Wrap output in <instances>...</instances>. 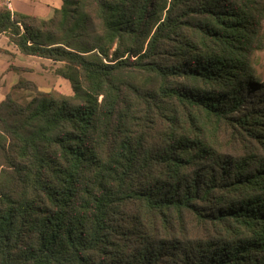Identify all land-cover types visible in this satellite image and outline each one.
<instances>
[{"label":"trees","instance_id":"obj_1","mask_svg":"<svg viewBox=\"0 0 264 264\" xmlns=\"http://www.w3.org/2000/svg\"><path fill=\"white\" fill-rule=\"evenodd\" d=\"M262 19L261 0L0 7L72 90L0 101V264H264Z\"/></svg>","mask_w":264,"mask_h":264},{"label":"rangeland","instance_id":"obj_2","mask_svg":"<svg viewBox=\"0 0 264 264\" xmlns=\"http://www.w3.org/2000/svg\"><path fill=\"white\" fill-rule=\"evenodd\" d=\"M261 1L264 8V0ZM259 34L262 37V48L253 52L251 61L259 77V82L264 88V19L261 20ZM0 47L11 54L8 58L12 68L7 69L0 81V84L3 85H0V101L6 94H10L18 101L29 100L37 95V90L32 88L15 87L20 79L32 81L36 88L42 92L55 91L65 94L72 92L69 81L54 73L55 65L50 60L21 53L3 36L0 37ZM19 84L24 85V83ZM262 95H264V90H262Z\"/></svg>","mask_w":264,"mask_h":264},{"label":"crops","instance_id":"obj_3","mask_svg":"<svg viewBox=\"0 0 264 264\" xmlns=\"http://www.w3.org/2000/svg\"><path fill=\"white\" fill-rule=\"evenodd\" d=\"M61 3L62 0H13L12 11H17L30 15H36L39 17H48L49 15H51L54 8H58L61 6ZM1 36L8 39V37L5 34H0V37ZM9 55L11 54H9L6 50L0 47V81L2 80L3 76L6 74L7 69L11 68L10 60L8 58ZM0 85L3 86L2 83Z\"/></svg>","mask_w":264,"mask_h":264},{"label":"built area","instance_id":"obj_4","mask_svg":"<svg viewBox=\"0 0 264 264\" xmlns=\"http://www.w3.org/2000/svg\"><path fill=\"white\" fill-rule=\"evenodd\" d=\"M12 1L13 0H0V7H4L12 11V8H13Z\"/></svg>","mask_w":264,"mask_h":264}]
</instances>
